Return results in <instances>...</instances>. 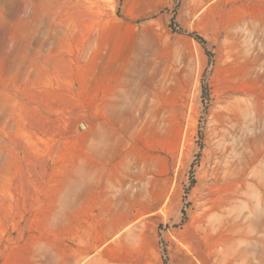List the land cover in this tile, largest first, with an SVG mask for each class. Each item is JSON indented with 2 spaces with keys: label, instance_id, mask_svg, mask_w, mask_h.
Wrapping results in <instances>:
<instances>
[{
  "label": "rangeland",
  "instance_id": "374dc122",
  "mask_svg": "<svg viewBox=\"0 0 264 264\" xmlns=\"http://www.w3.org/2000/svg\"><path fill=\"white\" fill-rule=\"evenodd\" d=\"M132 1L0 0V264L93 212L264 264V0Z\"/></svg>",
  "mask_w": 264,
  "mask_h": 264
},
{
  "label": "crops",
  "instance_id": "0c3cea01",
  "mask_svg": "<svg viewBox=\"0 0 264 264\" xmlns=\"http://www.w3.org/2000/svg\"><path fill=\"white\" fill-rule=\"evenodd\" d=\"M162 2L133 0L128 10L144 11ZM75 221L69 224L67 264H165L155 223L134 214L119 216L112 212L79 214ZM179 240L184 243H180L176 264H219L215 246L208 249L210 253L186 242L182 235ZM5 264L17 263L10 259Z\"/></svg>",
  "mask_w": 264,
  "mask_h": 264
},
{
  "label": "trees",
  "instance_id": "16d2710c",
  "mask_svg": "<svg viewBox=\"0 0 264 264\" xmlns=\"http://www.w3.org/2000/svg\"><path fill=\"white\" fill-rule=\"evenodd\" d=\"M176 1V5L178 4L179 0H175ZM191 35H193L196 39H198L201 42H204V40L197 34L195 33H191Z\"/></svg>",
  "mask_w": 264,
  "mask_h": 264
}]
</instances>
